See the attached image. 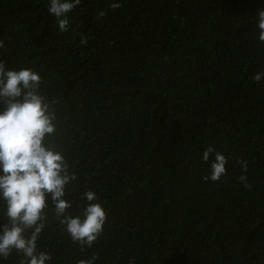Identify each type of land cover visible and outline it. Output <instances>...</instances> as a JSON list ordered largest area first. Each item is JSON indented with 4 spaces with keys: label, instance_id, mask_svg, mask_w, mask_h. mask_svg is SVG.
Listing matches in <instances>:
<instances>
[{
    "label": "trees",
    "instance_id": "1",
    "mask_svg": "<svg viewBox=\"0 0 264 264\" xmlns=\"http://www.w3.org/2000/svg\"><path fill=\"white\" fill-rule=\"evenodd\" d=\"M48 6L0 0V61L56 102L70 214L88 190L107 210L83 251L49 210L52 264H264V0H81L65 32ZM209 146L228 158L215 182Z\"/></svg>",
    "mask_w": 264,
    "mask_h": 264
},
{
    "label": "clouds",
    "instance_id": "2",
    "mask_svg": "<svg viewBox=\"0 0 264 264\" xmlns=\"http://www.w3.org/2000/svg\"><path fill=\"white\" fill-rule=\"evenodd\" d=\"M80 3L49 0L48 12L56 18L59 31L68 30V14ZM111 7L119 4L112 3ZM255 24L256 39L264 43V9L256 13ZM252 79L260 82L264 71L255 73ZM41 82V75L33 69L10 70L0 61V264L13 256L20 258L19 264H52L51 251L40 246L49 210L82 251L101 236L106 223L107 210L93 190L84 192L78 214L69 212L73 203L67 199V186L76 177L70 173L63 152L52 142L58 126L56 102L41 90ZM201 159L209 165L206 180L215 182L226 175L228 158L212 146ZM238 163L247 169V161ZM239 179L250 187L245 176ZM96 259L94 254L77 264H95ZM128 264H136L135 258Z\"/></svg>",
    "mask_w": 264,
    "mask_h": 264
}]
</instances>
